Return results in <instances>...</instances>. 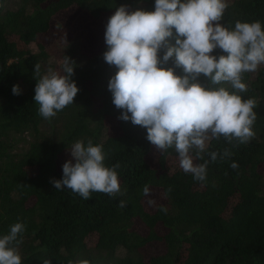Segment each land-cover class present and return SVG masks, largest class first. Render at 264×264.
Listing matches in <instances>:
<instances>
[{"label":"trees","instance_id":"16d2710c","mask_svg":"<svg viewBox=\"0 0 264 264\" xmlns=\"http://www.w3.org/2000/svg\"><path fill=\"white\" fill-rule=\"evenodd\" d=\"M227 3L220 23L234 29L237 20H259L264 28V0ZM121 5L130 12L154 11L155 0H0V236L16 222L25 224L17 246L21 264H264V66L242 74L247 91L238 93L257 101L255 137L246 144L212 140L203 159L194 160L209 161L204 181L180 168L174 148L162 152L147 139L146 128L119 119L122 110L108 88L117 68L103 58L105 41L89 56L71 60V79L79 89L74 102L51 119L38 115L34 69L39 63L45 72L48 45L40 37L60 28L55 16L78 8L97 22ZM167 39L175 44L174 29ZM212 54L226 55L219 48ZM164 66L175 67L174 57ZM175 71L183 74L181 68ZM200 80L207 83L202 75ZM13 85L21 94L12 93ZM219 86L232 91L230 84ZM109 118L117 121L114 134L107 133ZM25 132L32 139L15 151V136ZM89 139L103 146L107 167L119 163L123 195L92 192L85 200L67 187L54 188L51 181L63 177L62 153ZM154 148L155 166L148 160ZM226 148L229 158L211 161L210 152ZM145 186L148 192L160 188L165 202L149 210ZM136 221L145 233L136 230ZM155 242L164 251L144 257L142 248Z\"/></svg>","mask_w":264,"mask_h":264},{"label":"clouds","instance_id":"9594fccd","mask_svg":"<svg viewBox=\"0 0 264 264\" xmlns=\"http://www.w3.org/2000/svg\"><path fill=\"white\" fill-rule=\"evenodd\" d=\"M227 8V0H155L154 11L138 8L130 12L121 5L106 25L108 47L103 58L117 68L108 88L113 104L122 110L119 119L146 128L147 139L162 152L174 148L180 168L198 181L206 179L209 161L194 160L203 159L212 140L223 137L230 144H246L256 135L257 101L238 93L247 91L242 74L264 64V28L259 20H237L234 29H229L220 23ZM173 29L175 44L169 45L167 38L173 36ZM217 48L226 55H213ZM173 57L175 67H165ZM61 68L62 73L49 67L42 74L41 65H35L34 101L44 119L72 104L79 91L71 79L74 62L65 56ZM201 75L207 83L201 82ZM223 84H230L232 91L219 86ZM12 93L21 94L19 85H13ZM70 153L72 159L62 166V179L51 181L55 189L67 187L85 200L92 192L110 197L124 194L115 170L119 163L105 165L102 145H94L91 139L86 144L77 140ZM209 155L215 162L232 153L226 148ZM144 192L148 193L147 186ZM119 206L125 202L121 200ZM25 229L23 222H16L0 236V264H21L17 246L22 240L18 237Z\"/></svg>","mask_w":264,"mask_h":264},{"label":"rangeland","instance_id":"374dc122","mask_svg":"<svg viewBox=\"0 0 264 264\" xmlns=\"http://www.w3.org/2000/svg\"><path fill=\"white\" fill-rule=\"evenodd\" d=\"M113 14L103 16L100 21L93 22L89 19L87 13L78 8H69L57 14L53 20L58 23L60 28L54 27L49 32L40 38L47 43L48 58L44 64L45 72L49 67L53 70L61 72V64L65 56L73 59H82L89 56V53L96 51L105 41L106 25L109 17ZM32 51H37V46L33 43L30 45ZM264 66L261 64L259 67ZM44 72V73H45ZM107 133L114 134L117 132V121L114 118H109L106 121ZM43 127H41L42 129ZM45 129V128H44ZM32 137L30 133L25 132L15 136V151H22L28 146V141ZM157 149L152 150L148 157L152 165H156ZM72 159L70 151L62 153L60 156V166L63 169V164ZM264 175V168H263ZM264 190V187H263ZM166 197L160 188H151L145 197V203L149 210H153L157 204L164 203ZM134 227L141 233L146 232V228L136 221ZM94 236L90 237V241L94 240ZM164 251L162 243H150L142 248L144 257L152 254H158ZM121 253V252H120Z\"/></svg>","mask_w":264,"mask_h":264}]
</instances>
